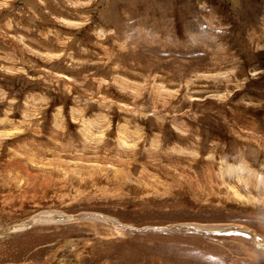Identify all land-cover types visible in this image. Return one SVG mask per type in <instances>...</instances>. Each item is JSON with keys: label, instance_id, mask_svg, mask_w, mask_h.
I'll return each mask as SVG.
<instances>
[{"label": "rangeland", "instance_id": "1", "mask_svg": "<svg viewBox=\"0 0 264 264\" xmlns=\"http://www.w3.org/2000/svg\"><path fill=\"white\" fill-rule=\"evenodd\" d=\"M0 232V264H264V0H0Z\"/></svg>", "mask_w": 264, "mask_h": 264}, {"label": "bare ground", "instance_id": "2", "mask_svg": "<svg viewBox=\"0 0 264 264\" xmlns=\"http://www.w3.org/2000/svg\"><path fill=\"white\" fill-rule=\"evenodd\" d=\"M122 145H126V143L125 142H122ZM47 215V214H46ZM41 216V215H40ZM39 216V217H40ZM48 217H53V218H50V219H52L53 220V222L52 221H50V222H52V223H50V224H53V223H58V222H65V220L66 221H72L74 218H76L75 220H82V218H84L85 216H76V217H72V218H69V217H65L64 215H62V214H55L54 216H52V215H48ZM90 217V216H89ZM87 219V218H86ZM34 221V220H33ZM89 221H96L95 219L94 220H91V218H89ZM31 222V221H30ZM49 223V222H48ZM35 224H45V217H43V218H36V223ZM34 224V225H35ZM1 233V232H0Z\"/></svg>", "mask_w": 264, "mask_h": 264}, {"label": "water", "instance_id": "3", "mask_svg": "<svg viewBox=\"0 0 264 264\" xmlns=\"http://www.w3.org/2000/svg\"><path fill=\"white\" fill-rule=\"evenodd\" d=\"M135 230H142V229H135ZM144 230V229H143ZM153 230H155V229H153Z\"/></svg>", "mask_w": 264, "mask_h": 264}]
</instances>
